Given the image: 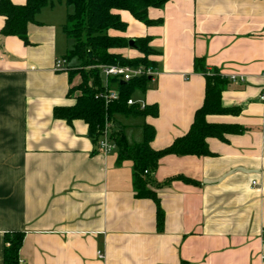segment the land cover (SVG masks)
<instances>
[{"label": "crops", "instance_id": "crops-1", "mask_svg": "<svg viewBox=\"0 0 264 264\" xmlns=\"http://www.w3.org/2000/svg\"><path fill=\"white\" fill-rule=\"evenodd\" d=\"M68 13L65 0L42 7L28 25V44L1 35L0 16V264L6 232L23 233L21 264H264V0H168L148 9L160 23L120 11L126 31H109L149 37L155 50V75L133 100L158 114L139 118L135 139L118 125L130 144L142 141L144 123L155 129L154 150L188 131L205 91L194 58L208 73L244 77L228 79L221 93L222 107L237 113L206 117L244 130L207 138L208 156H163L149 173L157 183L174 176L195 182L174 179L155 189L161 228L155 202L135 196L132 161L116 148H95L83 120L53 117L54 107L74 103L78 92L69 97V88L81 81L54 69L68 51ZM121 52L140 55L130 46Z\"/></svg>", "mask_w": 264, "mask_h": 264}, {"label": "trees", "instance_id": "trees-1", "mask_svg": "<svg viewBox=\"0 0 264 264\" xmlns=\"http://www.w3.org/2000/svg\"><path fill=\"white\" fill-rule=\"evenodd\" d=\"M168 0H65L72 10L67 14L62 31L73 45L63 58L69 63L76 58L77 65L69 66L67 71L82 72V80L76 86L70 87L68 96L78 91L74 103L69 106L53 108V117L71 123L75 119L83 120L88 129L95 148L106 123L114 122L115 114L157 116L155 105L127 104L135 92H144L150 82L149 76H138L128 81L119 78H109L105 87L100 69L97 65H121L130 67H154L155 62L149 57L155 54L149 46V37L134 38L132 45L140 55L126 57L121 50L129 47L128 39L120 35H111L113 30L119 33L126 31L127 24L121 19L120 11H128L136 20L145 25H154L160 21L148 18L149 8H161ZM53 0H25L17 5L11 0H0V16L4 18L1 35L16 36L28 44L27 29L30 23L36 22L35 16L40 9ZM75 67V68H74ZM80 69V70H79ZM88 69L87 72L84 70ZM193 70L205 77V91L202 105L195 111L193 121L188 131L175 138L167 147L154 150L150 143L155 136L152 125L142 126V141L130 144L120 127L111 132V139L116 144L120 158L130 159L133 163V184L137 198H147L155 202L157 226L161 228L163 210L159 204L155 189L168 185L174 179H182L187 183H195L183 176H174L157 183L149 173L155 170L160 158L166 155L177 156H208L211 152L207 147V138L214 137L225 140V134L240 133L244 128L236 125L214 124L206 120L207 115L237 113L235 108H224L221 105V93L229 80L218 71L208 73L204 60L194 58ZM115 88L118 92L116 100L105 102L103 95L107 88ZM97 150V149H96ZM3 264H21L19 250L23 241L22 232H6L3 236Z\"/></svg>", "mask_w": 264, "mask_h": 264}, {"label": "built area", "instance_id": "built-area-1", "mask_svg": "<svg viewBox=\"0 0 264 264\" xmlns=\"http://www.w3.org/2000/svg\"><path fill=\"white\" fill-rule=\"evenodd\" d=\"M96 67L99 68L102 71L103 75L105 76L104 77L106 81L105 87H108V82H107L108 78H112V77L119 78L123 81H128L138 76L145 75L152 78L155 75L154 67H142V66L130 67V66H121V65H97ZM54 69L57 71L68 70L69 69L68 62L64 58H58L55 60ZM260 77L262 80V86L260 93L258 95V100L264 104V69L262 70ZM227 79H229L232 82L234 81L242 82L244 80V77L230 75L229 77H227ZM103 98L105 102H108L110 100H116L118 98V92L115 88H107L106 92L103 95ZM127 104L129 105L139 104L140 108H143L145 106V104H143L141 101H136L133 99H129L127 101ZM96 146L97 149L104 154L110 153L116 148L115 142L111 139V131L109 128V123L105 124L100 139L98 140ZM251 184L252 186H255L257 185V182L252 181ZM262 242L264 244V232L262 233ZM99 257H102V255L100 254Z\"/></svg>", "mask_w": 264, "mask_h": 264}, {"label": "rangeland", "instance_id": "rangeland-1", "mask_svg": "<svg viewBox=\"0 0 264 264\" xmlns=\"http://www.w3.org/2000/svg\"><path fill=\"white\" fill-rule=\"evenodd\" d=\"M69 8V12H71V8L70 7H68ZM64 41L66 42L65 44H67V46H68V50H70L71 49V47H72V45H73V42H72V40H70V39H67V38H65L64 37ZM133 48V47H132ZM66 54V53H65ZM70 63H71V66H74V65H77L78 64V61H77V59L76 58H71L70 59ZM75 68V67H74ZM80 70V69H79ZM85 72H87L88 71V69H85L84 70ZM100 72H101V76H102V79H103V84H104V86H105V76L103 75V73H102V71L100 70ZM77 74H79L80 75V80H82V77H83V75H82V72H80L79 71V73H77ZM108 80H109V78H108ZM107 80V82H108V85H109V81ZM81 82V81H80ZM76 92H78V91H73V94H75ZM137 97H138V92H135V94H133V96H132V98L133 99H137ZM139 118H143L142 116H140V115H124V114H115V116H114V122H108L109 123V128H110V131L112 130V131H117V130H119V124H123V125H126L128 128V132H131V134L130 135H132L131 137L132 138H134L135 137V133L137 134V133H139L140 132V126H139ZM111 131V132H112ZM130 137V139L132 140V141H135L134 139H132Z\"/></svg>", "mask_w": 264, "mask_h": 264}, {"label": "water", "instance_id": "water-1", "mask_svg": "<svg viewBox=\"0 0 264 264\" xmlns=\"http://www.w3.org/2000/svg\"><path fill=\"white\" fill-rule=\"evenodd\" d=\"M128 44L130 47H132V45L134 44V39H129L128 40Z\"/></svg>", "mask_w": 264, "mask_h": 264}]
</instances>
